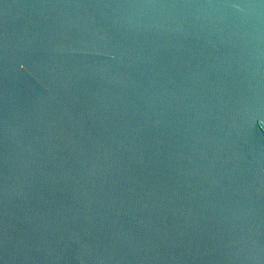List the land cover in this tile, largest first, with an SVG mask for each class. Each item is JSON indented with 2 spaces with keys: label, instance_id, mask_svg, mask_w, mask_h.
<instances>
[{
  "label": "water",
  "instance_id": "1",
  "mask_svg": "<svg viewBox=\"0 0 264 264\" xmlns=\"http://www.w3.org/2000/svg\"><path fill=\"white\" fill-rule=\"evenodd\" d=\"M0 264H264V0H0Z\"/></svg>",
  "mask_w": 264,
  "mask_h": 264
}]
</instances>
